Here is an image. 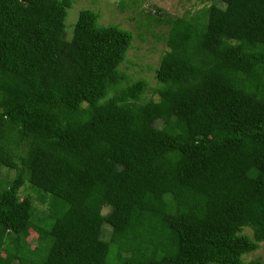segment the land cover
Listing matches in <instances>:
<instances>
[{
    "label": "trees",
    "instance_id": "1",
    "mask_svg": "<svg viewBox=\"0 0 264 264\" xmlns=\"http://www.w3.org/2000/svg\"><path fill=\"white\" fill-rule=\"evenodd\" d=\"M200 1L70 36L72 0H0V264H264V0Z\"/></svg>",
    "mask_w": 264,
    "mask_h": 264
},
{
    "label": "rangeland",
    "instance_id": "2",
    "mask_svg": "<svg viewBox=\"0 0 264 264\" xmlns=\"http://www.w3.org/2000/svg\"><path fill=\"white\" fill-rule=\"evenodd\" d=\"M123 0H72V6L68 10V16L66 18V30L72 36L75 24L79 18V15L84 10H93L101 14L100 23L104 25L116 24L124 25L123 28L132 29L135 23L130 21L129 18L135 16V11L126 10L121 12L119 4ZM126 4L134 7L135 10L143 8L146 13H155L157 9L160 12H167L172 16H184L191 15L193 12H197L203 7L210 5V2L202 3L200 0H125ZM137 3V4H136ZM140 18V17H139ZM139 21L145 22L144 15ZM147 22V21H146ZM168 27L159 26L150 30V33L146 36V41L142 42L137 38V44H140V48L131 50L129 56L133 57L134 65L127 70V73L134 78H144L150 83V87H154L156 84L155 69L159 66L161 55L167 49L166 38L163 36L168 34ZM145 30V29H144ZM147 32V30H145ZM126 70V69H125ZM152 94L149 92L147 96ZM4 177L12 179L16 174L15 170H4ZM31 193L34 196V202L38 211L44 209L45 205H42L36 198V194L30 189V186H26L22 192V196ZM109 227H105L104 237L109 235ZM37 235L32 231L29 240L35 245ZM261 256L264 258V244L254 253L251 254V258Z\"/></svg>",
    "mask_w": 264,
    "mask_h": 264
}]
</instances>
